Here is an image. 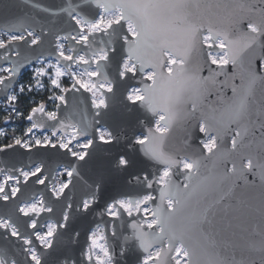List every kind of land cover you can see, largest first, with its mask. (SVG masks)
<instances>
[{
	"label": "snow or ice",
	"instance_id": "obj_1",
	"mask_svg": "<svg viewBox=\"0 0 264 264\" xmlns=\"http://www.w3.org/2000/svg\"><path fill=\"white\" fill-rule=\"evenodd\" d=\"M31 6L52 19L0 25V119L28 125L0 131V155L35 157L0 166V264H119L130 251L135 264H264V0ZM37 89L53 103L25 115L21 98ZM117 104L142 111L139 134L103 124ZM121 140L108 169L124 190L105 201L78 258L51 262L73 213L104 198L103 178L78 201L76 181L87 184L98 145Z\"/></svg>",
	"mask_w": 264,
	"mask_h": 264
},
{
	"label": "water",
	"instance_id": "obj_2",
	"mask_svg": "<svg viewBox=\"0 0 264 264\" xmlns=\"http://www.w3.org/2000/svg\"><path fill=\"white\" fill-rule=\"evenodd\" d=\"M33 3L47 8H59L68 6L69 0H0V25L4 23H14L17 19L24 17L34 18L40 23H47L52 19L47 13L32 7L31 5ZM71 3L75 4L76 0H71ZM59 19L65 27L69 26L66 23L68 20L66 15ZM29 67L30 66L22 70L18 80ZM87 95L88 94L85 93L84 97H81V99H85ZM86 109L87 101L85 99V104L81 105L77 111L80 115H84ZM87 115H91L90 109L87 110ZM76 118H79V116ZM143 118L144 114L142 111L127 110L117 104L108 110L104 117L103 124L114 130L118 135L131 136L134 132L139 134V132L143 130L137 124V121ZM123 150H125V142L123 140L111 146L98 145L96 148L92 160L86 166L85 171L81 173L83 180L86 181L87 184L79 180L76 181L75 198L78 201L80 195L88 190L87 185L92 184L94 180L100 178H103L104 181V198L98 202V207H94L92 211L87 214L73 213L70 228L65 234L58 238L57 251L49 257L51 262H55L58 258H62L61 254L70 255L72 258H78L80 249L87 246L89 230L94 229L95 225L101 222L99 214L104 208L105 201L111 197L118 196L119 193L124 190L123 174L111 172L108 169V161L114 158L117 152ZM34 158L35 157L31 154H24L20 150H17L15 153L0 155V166H22L31 163ZM62 162L66 163L67 161L64 160ZM69 195H72V193H69ZM237 195L247 197L253 195V193H240L238 191ZM233 204H235V201H233ZM57 215H59V206ZM104 219L107 218L105 217ZM73 231H79L81 233L79 239L75 242L69 238ZM0 243H4V241L0 240ZM80 259H82V257H80ZM135 261V252L130 251L119 260V264H135Z\"/></svg>",
	"mask_w": 264,
	"mask_h": 264
},
{
	"label": "rangeland",
	"instance_id": "obj_3",
	"mask_svg": "<svg viewBox=\"0 0 264 264\" xmlns=\"http://www.w3.org/2000/svg\"><path fill=\"white\" fill-rule=\"evenodd\" d=\"M32 68L31 66L22 74V76L19 79V82L21 83H27L30 80L31 77ZM51 95V90L43 91L37 89L36 91L32 93H25L24 96L21 98V101L18 105L19 109L27 114L28 109L33 104L34 101L39 100H45V102L48 104L49 107H51L52 103L48 100V97ZM4 115L3 111H0V117ZM28 125L26 122L22 120H14L9 125L4 126L2 123V119H0V131H4L9 133V135L12 134L13 129H15L16 134H20L21 131L26 128ZM3 136H0V142H3Z\"/></svg>",
	"mask_w": 264,
	"mask_h": 264
},
{
	"label": "trees",
	"instance_id": "obj_4",
	"mask_svg": "<svg viewBox=\"0 0 264 264\" xmlns=\"http://www.w3.org/2000/svg\"><path fill=\"white\" fill-rule=\"evenodd\" d=\"M2 123H3V121H2Z\"/></svg>",
	"mask_w": 264,
	"mask_h": 264
}]
</instances>
